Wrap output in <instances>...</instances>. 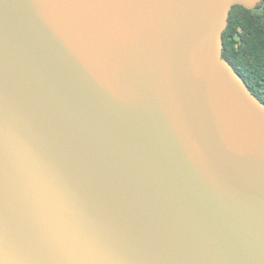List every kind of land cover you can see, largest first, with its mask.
Masks as SVG:
<instances>
[{"label":"water","instance_id":"obj_1","mask_svg":"<svg viewBox=\"0 0 264 264\" xmlns=\"http://www.w3.org/2000/svg\"><path fill=\"white\" fill-rule=\"evenodd\" d=\"M260 1L0 0V264H264Z\"/></svg>","mask_w":264,"mask_h":264},{"label":"trees","instance_id":"obj_2","mask_svg":"<svg viewBox=\"0 0 264 264\" xmlns=\"http://www.w3.org/2000/svg\"><path fill=\"white\" fill-rule=\"evenodd\" d=\"M234 5L223 32V57L264 102V6Z\"/></svg>","mask_w":264,"mask_h":264},{"label":"rangeland","instance_id":"obj_3","mask_svg":"<svg viewBox=\"0 0 264 264\" xmlns=\"http://www.w3.org/2000/svg\"><path fill=\"white\" fill-rule=\"evenodd\" d=\"M262 5L264 6V2L262 3Z\"/></svg>","mask_w":264,"mask_h":264}]
</instances>
